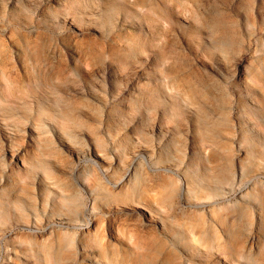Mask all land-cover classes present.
I'll use <instances>...</instances> for the list:
<instances>
[{
	"label": "rangeland",
	"instance_id": "1",
	"mask_svg": "<svg viewBox=\"0 0 264 264\" xmlns=\"http://www.w3.org/2000/svg\"><path fill=\"white\" fill-rule=\"evenodd\" d=\"M61 2L0 0V99L20 130L15 142L44 177L76 169L65 180L74 194L66 202L37 189L33 174L12 173L0 193V264H28L26 227L50 211L83 227L76 218L102 202L86 189L105 193L106 204L136 199L160 209L171 264H216L212 248L235 264H264V0ZM60 17L92 30L75 37ZM199 82L206 91L196 90ZM247 94L259 111L248 108ZM27 126L42 137L30 141ZM160 126L168 131L161 137ZM56 133L85 158L75 161ZM139 144L148 151L128 195L118 194L114 183ZM111 148L117 162L93 155ZM155 182L171 186L168 200ZM75 231L55 227L69 251Z\"/></svg>",
	"mask_w": 264,
	"mask_h": 264
},
{
	"label": "bare ground",
	"instance_id": "2",
	"mask_svg": "<svg viewBox=\"0 0 264 264\" xmlns=\"http://www.w3.org/2000/svg\"><path fill=\"white\" fill-rule=\"evenodd\" d=\"M49 1L56 4L62 3L61 0ZM60 18L69 34L75 37L81 35L83 31L92 30L88 27H78L68 18ZM7 61L8 59L5 57L3 62L6 63ZM1 64L4 66V63ZM137 68L136 71H139ZM214 71H218V69L214 68ZM111 78L115 77L112 75ZM237 78V82L242 83L243 77L238 75ZM199 84H193L194 86L198 85L196 87L198 92L207 90L205 84L201 82ZM130 93V90H125L124 95L128 96ZM3 99H0V137L4 140L0 145V193L12 181V173H19L23 178L29 176L32 178L31 175L33 174L37 189L47 190L54 198L65 202L72 199L74 197L72 188L68 183H65V180L69 177H75L76 169L70 167L64 170L66 173H58L56 176L50 177H44L39 172L35 173L33 171L34 160L27 148L15 142L20 130L14 126L13 115L10 109L3 105L4 101L1 102ZM242 99L247 102L248 108L250 107L255 112L259 111V106L256 103L257 98L254 94L244 95ZM27 127L30 141L33 142L34 138L42 137V133H36L30 126ZM154 132H158L161 137L168 131L160 126L158 129L154 128ZM56 137L59 145L69 152L75 161L79 162L85 158V152L79 149L75 142L61 134L56 133ZM147 151L148 147L145 145L139 144V146L132 148L127 169L124 170L122 177L114 183V188L118 194L128 195L135 166L140 162L142 154ZM109 154L113 155L115 162L119 160L117 159L119 156L112 148L109 149V152L98 151L93 155L101 164L107 165L113 159ZM155 186L156 193L162 199L167 198L168 200L171 186L163 182H155ZM86 191L91 201L97 203L98 200H101L102 202L94 204V206L86 209L79 218H76L80 219L84 226L77 229L73 225L75 219L68 214L52 215L51 211L46 213L42 223L34 222L26 227L30 232L31 243L28 254H24L22 259L28 264H34L32 259H38L39 262L43 259H49L51 264H55L56 259L60 257L62 258L61 264H171L173 262L172 245L169 246L170 236L160 209H154L136 199L130 200L129 203L106 204L103 202L105 193L95 192L92 189H86ZM184 205L189 207L187 202H184ZM199 206L207 209L209 205L200 204ZM225 218L234 219L231 214L225 215ZM211 220L217 222L218 218L214 217ZM220 221L218 220V224ZM63 226L72 231L78 230L74 232L75 236L72 238V251L67 250L63 239L55 234V227ZM123 231H125L124 235ZM104 232H106L105 235ZM222 234L227 237L230 232L224 227ZM218 237L219 235H216L212 242H217ZM212 249L214 252L210 256L214 263L235 264L229 257L223 256V252L216 248ZM186 260H189L187 254Z\"/></svg>",
	"mask_w": 264,
	"mask_h": 264
}]
</instances>
